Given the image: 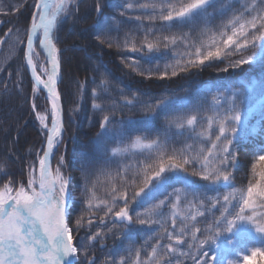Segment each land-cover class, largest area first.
<instances>
[{
  "label": "trees",
  "instance_id": "obj_1",
  "mask_svg": "<svg viewBox=\"0 0 264 264\" xmlns=\"http://www.w3.org/2000/svg\"><path fill=\"white\" fill-rule=\"evenodd\" d=\"M143 2L147 0H75L72 15L60 23L54 41L61 50L60 83L57 88L63 108V136L54 151L52 164L58 165L63 158L62 171L68 181L67 191L71 198L68 213L74 243L83 245L88 236L102 233L89 252L95 264H112L113 259L119 261L121 257H126L127 264H132L137 250L141 252V259H145L156 242L160 227L158 224L137 223L136 213L145 212L159 200H174L179 195L183 206L185 197L197 203L203 199L206 216L190 221L203 228L214 215L219 216V205L212 209L210 201L219 197L223 203V195L230 191V186L223 183L213 186L191 175L193 167L189 165L185 166L184 172H166L167 178L162 184L146 187L144 193L132 202L133 192L143 186L144 178L142 173H134L139 172L145 162L155 160V155L150 156L147 150L132 147L137 137L146 141L159 140L166 144L169 154L187 145H192L193 151L198 150L201 141L197 133L207 127V117L217 113L223 116L232 107L233 93L247 90L240 97L239 107L248 129L246 131L241 126L233 138L232 149L239 162L231 169L232 185L246 189L255 156L264 148V113L260 109L264 99L260 90V84L264 82V57L259 55V47L245 52V55H257L255 63L230 68L228 72L221 71L226 64L239 58L233 55L206 62L203 66L189 67L176 76H171L169 69L165 79L158 78L155 73L163 72L166 65L174 64L177 59H186L185 45L179 42L174 46L161 45L158 51L153 52L141 48L149 30L150 39L156 35L188 33L189 45L199 43L206 24L213 29L218 28L243 0H213L203 17L183 25L174 21L170 31L160 21L153 24L146 19H135L142 14L138 8L121 15L122 11L127 12V3ZM33 3L34 0H24L19 4V11L12 8L11 14L0 15V40L4 41L0 44V67L4 69L0 71V167L17 181H25L29 166L36 165L43 152L46 133L39 128L32 111V83L24 66V48L14 51L5 63L1 62L10 50L13 33L29 27L34 12ZM98 3L100 12L96 10ZM126 39H134L140 50L132 51L130 47H125ZM133 62L138 64L139 72L144 75L133 71L130 67ZM17 71L20 76L16 75ZM149 72L154 73L151 78ZM93 90L97 93L96 97H93ZM38 94L35 95L36 105L47 108L43 94ZM93 103H99L104 111L93 108ZM194 113L198 115L195 130L186 125L180 129L173 123ZM106 114L110 117L107 132L98 135L102 131L100 122ZM212 131L216 133V125H213ZM115 149L120 151L113 155ZM125 169H128L126 173ZM110 176L115 177V181L110 180ZM121 177L136 181V185L131 186L129 180L128 187L132 225L116 222L111 215L105 216L102 209L89 217L85 203L86 188L95 184L97 196L105 198L106 189L111 183L119 187ZM160 211L165 217L170 216L169 207ZM81 216L84 217L83 225L76 229L75 221ZM102 216H105L104 223L100 222ZM89 218L94 221L91 226L87 224ZM180 224L177 219V228ZM168 228L171 230L170 219ZM230 235L222 233L217 238V244L211 246L209 255L218 258L216 264H219L220 258L239 259L245 253L251 257V249L264 248V241L253 237L243 242L233 238L232 245H229L226 238ZM233 248L240 253L239 257L233 255ZM185 251H188L186 247ZM79 259L83 264V252ZM179 259L182 264H193L188 256ZM208 264L214 262L209 259ZM248 264H264V258H250Z\"/></svg>",
  "mask_w": 264,
  "mask_h": 264
},
{
  "label": "snow or ice",
  "instance_id": "obj_2",
  "mask_svg": "<svg viewBox=\"0 0 264 264\" xmlns=\"http://www.w3.org/2000/svg\"><path fill=\"white\" fill-rule=\"evenodd\" d=\"M75 0H34L32 5L34 12L30 17L29 27L25 30L26 41L19 36L16 37L17 44H25L23 59L30 69L33 96L32 111L36 119L46 130L47 150L38 157V167L29 166L28 175L25 181H17L10 173L0 167V264H81L79 256L84 255L83 264H95V259L89 255L93 242L102 235L95 232L87 237L83 245L74 243L73 227L70 225L69 213L67 210L66 192L68 181L62 174L58 165L52 168L50 156L52 150L60 141L63 133L61 95L58 91V77L61 71L60 49L54 42L56 33L59 31L60 23L71 16ZM213 0H147V2L134 4L127 3L126 11L121 15L131 12L134 8L142 10L137 15L138 21L148 20L150 23L160 21L164 28L169 31L174 27L173 22L187 24L194 22L198 17L207 13L208 7ZM19 11V5L9 6L7 10H0V15L11 14L12 8ZM97 12L101 11L99 3L96 5ZM12 30L9 29V34ZM39 34V37H38ZM151 30L143 38L141 48H147L148 52L158 51L161 45L168 47L178 42L185 45L186 59H177L174 64L165 66L163 72L155 75L165 79L169 75L176 76L178 72L187 71L189 67L205 65L223 57L238 55L239 58L226 64L220 70L228 72L230 68H238L245 64L255 63L257 55H245L249 48L259 47L260 56L264 57V0H243L238 9L232 11L231 15L223 21L218 28L213 29L207 24L202 30V38L199 43L193 42L189 45L188 33L171 35H156L149 38ZM99 38V37H98ZM38 39L39 47L46 54L47 64L34 62V58L40 54L36 52L34 41ZM4 41L0 40V44ZM111 47V44H109ZM125 47L132 51H139L135 40H125ZM133 71L139 72L138 64L133 62ZM4 69L0 67V71ZM11 75V73L9 74ZM17 76L20 72L17 71ZM154 73L149 72L148 76ZM46 77V78H44ZM19 86V85H18ZM45 91L47 100L51 105L49 116L37 110L35 95L39 91ZM261 95L264 97V82L260 84ZM247 90L233 93L232 107L226 110L223 116L217 113L215 116L207 117V127L202 128L197 136L200 138L198 150L193 151L192 145H187L179 151L173 150L167 153L166 144L159 140L146 141L137 137L132 147L137 150H147L148 154L155 155V160L145 162L143 168L134 175L143 174V186L133 192L132 202L136 197L144 193L145 188L162 184L166 172H184L185 166H192L191 175L198 176L201 180L210 185L223 183L230 186V191L223 195V203L219 197L210 201V207L216 209L219 205V216H213L211 222L203 228L195 222L197 217L206 216L205 202L200 199L197 203L194 200L184 198L182 206L179 195L172 199H161L153 204L145 212L136 213V222L139 224H158L160 231L157 233L156 242L151 246L150 252L145 259H141V252L135 251L132 264H182L180 257L188 256L193 264H208L211 259L214 264L216 256H210L211 246L217 244V238L222 233H230L227 243L232 245L233 238L241 242L253 235V230L264 240V148L255 156V163L252 164L251 178L246 189L236 188L231 184L233 173L231 169L238 161V155L232 149L233 138L237 135L238 129L244 126L243 116L239 107L240 97L244 96ZM97 93L93 90V97ZM131 103V101H129ZM93 108L104 111L99 103H93ZM261 112L264 113V99L260 104ZM109 115H104L100 128L103 135L107 132ZM177 128H188L195 130L198 123V115L190 114L186 117L173 121ZM217 126L214 134L213 125ZM204 142H207L206 144ZM120 150H113L116 155ZM61 158L59 164H63ZM149 169H152L151 173ZM125 173L128 169L124 170ZM120 176V173H117ZM115 181V177H109ZM122 183L119 187L111 183L106 189V197L100 198L95 191V184L85 190V203L89 217L98 210H103L105 216L111 215L114 220L131 224L133 216L130 213V201L128 197L129 180L131 186L136 185L134 178L121 177ZM123 201V203H120ZM169 207L170 216L165 217L160 211ZM105 216L100 217L104 223ZM171 222V230L168 222ZM177 219L181 221L177 228ZM84 217L81 216L75 221V228L80 229ZM93 219L89 218L87 224L91 226ZM111 231V229H109ZM167 241V242H165ZM185 247L188 251H185ZM233 255L240 256L233 248ZM264 258V248L251 249V257L245 253L239 259L220 258L219 264H248L250 258ZM112 264H127V258L121 257L119 261L112 260Z\"/></svg>",
  "mask_w": 264,
  "mask_h": 264
},
{
  "label": "rangeland",
  "instance_id": "obj_3",
  "mask_svg": "<svg viewBox=\"0 0 264 264\" xmlns=\"http://www.w3.org/2000/svg\"><path fill=\"white\" fill-rule=\"evenodd\" d=\"M24 0H0V8H9V6H12V5H19L21 2H23ZM15 8V7H13ZM19 36L21 39L25 40L26 41V35H25V31H15L12 35V38H11V44H10V50L9 52L5 55V58L3 59V61L1 63H5V61L9 60L11 58V55L13 54L14 51H16L17 49L23 47L24 48V45L25 44H17L16 43V37ZM36 52L39 53L40 55L36 58H34V62L37 63V65L39 66L40 64H45V66H48L49 65L47 64V60L45 59V57L42 55V53L40 52V50L38 49V46L36 44ZM40 92V91H39ZM38 92V93H39ZM36 94V95H39V94ZM42 93V92H41ZM43 94V93H42ZM43 99H45L47 101V99L45 98L44 94H43ZM232 100V99H231ZM227 101V100H226ZM229 102V101H227ZM47 108L42 106V105H38L37 106V110L42 112L43 114H46L49 116V120H48V123L50 125L51 123V119H50V105H49V102L47 101ZM221 116V115H220ZM38 121V120H37ZM38 125H39V128L41 130H43L45 133H46V130L41 126L40 122L38 121ZM215 125V124H214ZM46 139V138H45ZM53 162V161H52ZM60 162V161H59ZM60 167H61V171H62V165L58 164ZM58 165L54 166L52 164V168L55 169ZM36 167L38 166V161L35 165ZM62 174L64 176V173L62 171ZM65 177V176H64ZM66 179V178H65ZM67 180V179H66ZM66 198H67V210H69V206L71 204V198L70 196L68 195V191L66 192ZM253 238H256L258 240H262L258 235H256L254 233V230H253V235L251 236ZM264 241V240H263ZM74 264H75V261H74Z\"/></svg>",
  "mask_w": 264,
  "mask_h": 264
},
{
  "label": "water",
  "instance_id": "obj_4",
  "mask_svg": "<svg viewBox=\"0 0 264 264\" xmlns=\"http://www.w3.org/2000/svg\"><path fill=\"white\" fill-rule=\"evenodd\" d=\"M24 51H25V47H24ZM23 56H24V52H23ZM24 66H25V69H26V72H27V75H28V77H29L30 82L33 83L32 78H31V72H30V69L27 68V66H26V62H25V61H24ZM59 83H60V74H59V77H58V85H59ZM58 85H57V87H58ZM40 92H42V93L44 94L45 98L47 99L46 92L43 91V90H41ZM47 101H48V100H47ZM60 103H61V101H60ZM49 105H50V104H49ZM61 106H62V104H61ZM62 122H63V108H62ZM50 124H51V123H50ZM62 136H63V133H62ZM61 139H62V137L60 138V141H59V143L57 144V146L60 144ZM57 146L54 147V149L52 150V155L50 156L51 166H52L53 152L55 151V149L57 148ZM46 150H47V144H46V140H45V144H44L43 152L46 151ZM42 155H43V153H42ZM115 221L118 222V223H122V222L119 221V220H115ZM122 224H124V225H126V226H131V225H132V223L129 225V224H127L126 222H124V223H122Z\"/></svg>",
  "mask_w": 264,
  "mask_h": 264
},
{
  "label": "bare ground",
  "instance_id": "obj_5",
  "mask_svg": "<svg viewBox=\"0 0 264 264\" xmlns=\"http://www.w3.org/2000/svg\"><path fill=\"white\" fill-rule=\"evenodd\" d=\"M38 37H39V34H38ZM36 44H37V46H38V49L40 50V52L42 53V55L45 57V59L47 60V58H46V54L42 51V49H40V47H39V43H38V39L36 40V41H34V47H36ZM49 67H50V65H49ZM44 78H46V77H44ZM50 104V103H49ZM50 107H51V105H50ZM73 264H74V262H73Z\"/></svg>",
  "mask_w": 264,
  "mask_h": 264
}]
</instances>
